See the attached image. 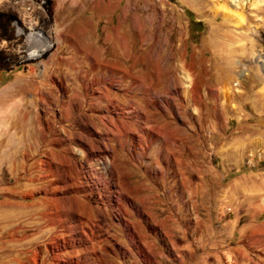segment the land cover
<instances>
[{
    "label": "rangeland",
    "instance_id": "obj_1",
    "mask_svg": "<svg viewBox=\"0 0 264 264\" xmlns=\"http://www.w3.org/2000/svg\"><path fill=\"white\" fill-rule=\"evenodd\" d=\"M237 2L0 0L18 38L0 50L20 65L0 71V195L35 232L47 213L57 264L90 242L100 259L254 264L227 237L242 220L228 230L215 203L231 179L264 176V4ZM228 245L232 260L210 256Z\"/></svg>",
    "mask_w": 264,
    "mask_h": 264
},
{
    "label": "crops",
    "instance_id": "obj_2",
    "mask_svg": "<svg viewBox=\"0 0 264 264\" xmlns=\"http://www.w3.org/2000/svg\"><path fill=\"white\" fill-rule=\"evenodd\" d=\"M228 185L227 188L223 189V194L219 195L215 203L219 206L225 205L232 212L234 218L225 226L228 227V230L231 229V226L234 227L237 220H242L237 229L229 231L228 240L233 243L234 240L242 239L238 240L236 244H250L251 249L254 250L250 258L251 262L264 264V176L256 183L250 178H234L229 181ZM2 197L3 199H1ZM16 200V197L12 195H0V264H57L50 257L47 244L41 240L45 233H41L40 230L43 231L50 225L49 216L47 213L41 214V218H45L46 221L39 224V231L35 232L32 227L33 215L30 213L18 214L19 204ZM27 206L29 205L23 207ZM77 213H80L79 210ZM57 225L58 227L61 226L60 223ZM217 230L216 235L221 232L222 228ZM60 232L63 234L59 236H71L62 226ZM231 235L233 238L235 237L234 240H232ZM218 241L214 240L213 244H219ZM210 245L207 244V248H211ZM44 246L46 247L43 248ZM178 247H184V245ZM229 248H231L230 245L212 247L210 256L218 253L220 257H223L222 260H232L233 251ZM95 249L94 242H90L85 247L76 244L71 245L69 250L63 252L58 264H140V262L145 264L144 260L132 261L120 257L119 254L118 257L114 254L107 255L105 259L97 258L95 254L96 258H94L92 252H95ZM240 252L243 253V250ZM216 261L219 260L216 258L214 262ZM150 263L161 264V260L154 258Z\"/></svg>",
    "mask_w": 264,
    "mask_h": 264
},
{
    "label": "bare ground",
    "instance_id": "obj_3",
    "mask_svg": "<svg viewBox=\"0 0 264 264\" xmlns=\"http://www.w3.org/2000/svg\"><path fill=\"white\" fill-rule=\"evenodd\" d=\"M215 1H217V2H220V1H222V0H215ZM233 1V0H232ZM244 1L245 0H238V2L236 3V8H239V6H241V7H243L244 6ZM257 2H260V4H264V0H256V3H255V7H258L259 5H257L258 3ZM221 8V11L223 12V13H226V14H224L225 16H227V17H229V19H231V20H237V18H238V22L239 23H241V22H243L244 21V19H243V17L242 16H238V15H236L232 10H230V9H228L227 7H225V6H221L220 7ZM32 54L34 55V56H38V51L37 50H34V51H32ZM145 89H146V91L151 95V97L153 98L152 99V101H150L149 102V105L150 106H154V105H158V107L159 108H162V105H161V103L162 104H164L165 105V107H170V106H172V98L167 94L166 96H164V97H160V96H157L155 93H154V90L151 88V87H149V88H146L145 87ZM103 96L106 98V99H108L109 97H108V95L107 94H103ZM102 96V97H103ZM98 99L97 100H100L101 99V97H97ZM159 98H161L162 99V102L160 103L159 102ZM125 113H130V114H134V113H137V111L135 110V109H132L131 111H129V112H124V111H121L120 112V114L122 115V114H125ZM144 117V116H143ZM133 122V121H132ZM144 122V121H143ZM142 122V123H143ZM140 123V122H139ZM133 123H129V122H127V126H129L130 128L132 127V126H134V125H132ZM135 124V123H134ZM151 124H153V123H151ZM142 125V124H141ZM150 125V124H149ZM148 125V126H149ZM140 126V125H139ZM144 126V129L141 131L147 138H152V139H155L157 136H158V134H160V132H157V130H156V132H154L153 131V129L152 128H150V126L149 127H146V125H143ZM142 126V127H143ZM141 127V126H140ZM154 128V127H153ZM142 129V128H141ZM131 130V129H130ZM167 130V129H166ZM160 131V130H159ZM132 132V131H131ZM134 132V131H133ZM165 133V132H164ZM137 134H139V133H137ZM134 136V140L138 137L139 138V136H136V135H133ZM143 137V136H142ZM159 139V138H158ZM157 139V140H158ZM143 141V140H142ZM157 142V141H156ZM140 146V145H139ZM150 146V145H149ZM148 148V147H147ZM169 158V157H168ZM169 160V159H168ZM110 161V160H109ZM108 161V162H109ZM167 161V160H166ZM107 162V161H106ZM105 166L106 167H108V163L107 164H105ZM109 168H110V165H109ZM110 170H111V168H110Z\"/></svg>",
    "mask_w": 264,
    "mask_h": 264
},
{
    "label": "trees",
    "instance_id": "obj_4",
    "mask_svg": "<svg viewBox=\"0 0 264 264\" xmlns=\"http://www.w3.org/2000/svg\"><path fill=\"white\" fill-rule=\"evenodd\" d=\"M14 18L8 17L4 13L0 12V44L3 42H12L18 40L13 32L11 23ZM7 56L4 50H0V71H11L12 68H19L20 65L12 64V62L7 61Z\"/></svg>",
    "mask_w": 264,
    "mask_h": 264
}]
</instances>
